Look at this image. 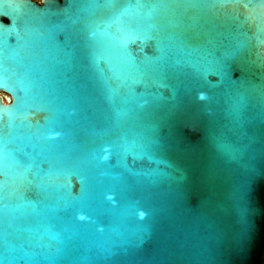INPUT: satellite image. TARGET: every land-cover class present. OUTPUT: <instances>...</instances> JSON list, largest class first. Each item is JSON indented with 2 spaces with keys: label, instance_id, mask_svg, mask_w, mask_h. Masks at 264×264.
I'll list each match as a JSON object with an SVG mask.
<instances>
[{
  "label": "water",
  "instance_id": "obj_1",
  "mask_svg": "<svg viewBox=\"0 0 264 264\" xmlns=\"http://www.w3.org/2000/svg\"><path fill=\"white\" fill-rule=\"evenodd\" d=\"M264 0H0V264H258Z\"/></svg>",
  "mask_w": 264,
  "mask_h": 264
},
{
  "label": "flooded vegetation",
  "instance_id": "obj_2",
  "mask_svg": "<svg viewBox=\"0 0 264 264\" xmlns=\"http://www.w3.org/2000/svg\"><path fill=\"white\" fill-rule=\"evenodd\" d=\"M39 1V0H37ZM258 264H264V245L261 251V255H260V259H259V263Z\"/></svg>",
  "mask_w": 264,
  "mask_h": 264
}]
</instances>
